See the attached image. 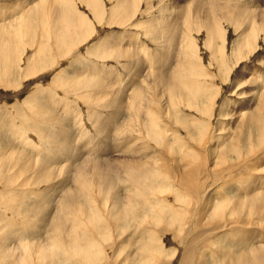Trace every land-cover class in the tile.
I'll return each mask as SVG.
<instances>
[{"label": "bare ground", "instance_id": "bare-ground-1", "mask_svg": "<svg viewBox=\"0 0 264 264\" xmlns=\"http://www.w3.org/2000/svg\"><path fill=\"white\" fill-rule=\"evenodd\" d=\"M25 1L14 3L13 0H1L2 3H0L1 9H5V18L8 20L16 19L0 24V87L10 86L6 89H12L18 83L15 78L17 77L16 70L21 65L19 63L21 55L18 52L20 46H32L35 37H38V40L39 37L47 39L44 45L41 43L39 48L37 46L38 50L35 51L33 59L31 57L29 60L26 59L28 61H25L26 73H23V78L27 77L28 79L32 77L33 73L44 70V68L46 70L51 68L58 70V68H61L58 64L64 63L67 59L76 55L72 53L74 47H81L85 42H89L98 36V33L95 32L94 23L90 20L89 12L86 9H90L88 10L92 12L94 21L100 26L104 25L103 28L108 27L111 29L113 26L124 25V21L127 20L129 15H133L134 11L137 10V6L143 0H110L111 5L106 11L104 5H102L103 0L100 2L98 0ZM76 5L85 8L87 14L82 15L78 12L72 14L69 7L76 8ZM150 5L152 6V4ZM158 5L159 10L162 11L159 17L163 19V27L156 28L155 34L157 38L162 35H165V37L161 48L155 54L151 51V61L148 63L151 65V69L148 72H146L145 63L140 58L139 52H132L130 48V44L134 42L131 43L127 39L125 45L120 46L121 40L118 35H116L117 40L113 39V42H111L115 36L111 31L102 37L103 40L99 38L93 45L85 49L87 51L84 52L85 54L81 53V58L85 55V57L93 59L99 58L101 61L113 59L112 62H115L112 64L113 66L120 65L122 67L121 71L124 67L122 73L121 71H112L108 75V80L107 78L98 79L99 77H97L81 81L80 84L74 81L78 79L74 76L71 80H64L65 76L62 79L63 71L57 73V80H59L57 85L62 86V90H65V87L67 88L63 85L68 83L67 91L69 92L76 93L74 89L78 85L81 88V91L78 89L80 91L77 92L78 97L90 109V115L84 113V119L89 121L88 124L94 125V134L89 135L88 139H84L85 146L76 147V153H73L72 146L71 149L66 150L63 144L60 145L57 142L50 145V148H53L56 154L62 156L60 161L64 162V166L66 164L65 168L63 166L64 171L69 173L68 177H73V181L67 178L68 180L55 181L44 188V191L50 189L52 191H64L58 210H54L53 214H50L51 217L53 216V220L45 242L33 243L35 240L30 237L26 245L19 246L17 242H11L14 240L10 239L11 229H3V233H0V246H3L0 250V264H108L111 258L106 247L114 242L117 243V248L114 250L116 254L114 262L117 264H137L147 257H149V261L145 264H264V232L259 228H264V176L262 175L264 172V126L262 125L258 129L255 125L256 131L252 129L255 135L252 134L253 136L246 137V143L241 138L243 134L242 125L254 121L255 112L259 113L257 117L261 116L262 105H264V92L261 94V106L257 105L258 108L255 111L252 112L249 108L244 111V107L241 109L244 112L237 114L238 122L242 124L237 125L234 131L228 133L225 137L218 138L221 142L219 140L214 148L208 145L209 154H216L217 152L218 156L214 159L210 158L209 162L206 154L198 151L196 153L197 159L191 157L190 152L186 153L184 151L186 155L184 166L175 157L168 160L165 158L164 153L169 152L172 142L166 137L165 133L170 128L165 125L163 127L156 125L155 131H153V123L158 122L159 116L166 119H172L173 116H176L177 124H181L184 119L181 117L182 115L178 116V113L173 111L172 96L176 97V101L180 100L177 103H181L183 96L181 94L184 93L187 86H190L193 90L187 91L182 103L185 107L196 112L197 117L191 118L194 121L185 120L184 122L196 127L201 125L197 132L201 136L200 139L204 138L207 132V130L204 132V129L209 124L203 122L205 117L210 114V111L218 114L219 110L217 111L218 104L213 106L211 103L214 96V89L212 90L214 85L211 76L214 78V74L212 75L206 69L207 65L196 62L194 59L195 37L193 33L200 32L201 34V28H203L205 34H202L207 39H205L204 45L210 47L209 44L213 40H218L221 37L220 34H224L221 26L222 21L236 22L238 20L233 12L239 11L259 15L261 23L256 27L254 25L247 26L240 35V43H237L240 44L239 50L243 52L252 43L250 42L249 32L252 33L257 27L264 28V13L258 14L256 11H247L249 9L239 8V3L230 4L228 0H158ZM14 11H18L19 15L15 17ZM205 13L207 14L205 15ZM156 17L153 16L150 21H157ZM3 30H15L17 32L16 37L9 41H3L1 33ZM152 30L154 31V29ZM217 43L219 44V42ZM126 44L129 46L126 47ZM169 44L174 45L170 51L168 50ZM215 44L214 47H216ZM134 46L144 47V44H134ZM220 46L222 48V45ZM197 48L198 51L199 48ZM219 48L212 49V55L209 59L211 66L212 64L217 65ZM71 53L73 55L68 57ZM39 56L42 58L40 63L35 61L37 59L35 57ZM122 58L124 59L123 62ZM75 60L78 63V56ZM230 60L232 61V59ZM55 66L56 68H54ZM36 67H39V69H36ZM132 71L134 72L132 73ZM225 71L227 72V70ZM211 72L213 73V71ZM194 73H196L198 80L194 79L193 82H189L192 79L184 80V78H191L190 74ZM124 76L128 80L130 78L129 84L131 87H129L131 89L134 87L132 93H129V87L127 90V88L118 85L121 77ZM112 78L114 79L113 83L111 82ZM204 78L205 80L207 78V80L205 82L201 81ZM122 80L124 79L122 78ZM224 81L225 79L221 80V82ZM243 81H245L244 77ZM184 83H187V86ZM238 83H241V81ZM50 84L52 83L50 82ZM180 87H184V90L183 88L178 90ZM36 88L40 90L41 85L40 87L37 85ZM201 89L208 91L205 102L201 101L204 93L201 92ZM154 95L155 98H152ZM251 97L253 96L251 95ZM187 100L192 101L188 103ZM93 105L100 107V109L95 110ZM38 110L42 112L40 109ZM224 110L223 112H225ZM29 111L33 117L42 116L36 109ZM126 113L129 117L135 116L140 119L136 132L143 133L148 141L151 136L156 138L163 136L161 143H159L163 147L166 146L161 152L162 159L158 160L155 153H150L152 154L151 159L144 160L133 157L136 151L130 148L137 138V135H135L137 133L132 134L130 131L127 132L130 134L126 135V133L123 134L126 130L120 129V127H127V124L121 121ZM48 116L49 119L55 122L59 115L51 114ZM262 119L260 120L262 121ZM129 120L132 119L129 118ZM61 123L63 124V121ZM99 134H103L107 140H101L97 136ZM74 136L68 135L71 138ZM188 136L192 137L190 131ZM255 136L256 140L254 139ZM96 137H98V140ZM94 139L97 141H94ZM210 139L212 138L209 136ZM80 141L82 140L80 139ZM222 143L228 145L221 149ZM90 144L91 147L88 148ZM202 145L205 146L206 144ZM118 152L121 153L120 155L130 153L127 154L128 156L120 157L115 154ZM122 152L124 153L122 154ZM23 153L6 151L2 154V166H16V171L14 174L8 173L7 179L0 180L1 191L6 192L10 184H13L17 190H35L38 178L44 181L52 180L53 175L50 167H47L51 166V163L50 165L37 164V161H33ZM17 155L19 156L15 157ZM20 157H22V160ZM222 166L229 168L225 177L217 173L219 167ZM25 168L32 171V174L33 171L37 170V173H34L35 178L26 177L23 180H18L17 176L23 174ZM55 175L58 174L55 173ZM113 176H117V178L114 179ZM220 181H222L218 188L220 190L233 182H239L244 188L246 187V191L242 190L239 196L236 194V198L233 195V198L230 199H227L228 195L218 191L221 195L217 201L218 198L212 192L216 189L215 183ZM166 184L172 188V192L163 187ZM4 197L3 199L0 197V201L3 204H8ZM85 199L89 201V204L93 202L92 212L91 208L89 209L88 205L83 203ZM138 201H143L140 210L138 209ZM39 213L41 212L39 211ZM92 217L99 219H93ZM250 218L256 221L254 227L245 225ZM12 220L17 222L16 217H13ZM111 231L113 236L110 234ZM32 232L33 230L29 231V233ZM165 235H170L167 239V245L163 242V236L165 237ZM240 241L249 243L250 250L249 253L241 251L242 254L239 258L233 252L235 250H227L225 247L240 244ZM257 241H260V243ZM219 243H223L225 246H216ZM126 247L133 249L134 253L128 252L123 256L121 251H124ZM137 251L138 254L136 255ZM231 252L232 254H230ZM134 257L136 259L132 262Z\"/></svg>", "mask_w": 264, "mask_h": 264}, {"label": "rangeland", "instance_id": "rangeland-1", "mask_svg": "<svg viewBox=\"0 0 264 264\" xmlns=\"http://www.w3.org/2000/svg\"><path fill=\"white\" fill-rule=\"evenodd\" d=\"M19 1H23V0H13L14 3L19 2ZM26 1L30 2L32 0H26ZM100 1L101 0H98V2H100ZM228 1L230 4L239 3L240 4L239 8H245L246 10L249 9L247 11H254V12L256 11V13H258V14H260L262 12L264 13V0H228ZM0 3H2L1 0H0ZM110 3H111L110 0H103L102 5H104L105 11H106V9H108L110 7V5H111ZM150 4H152V6ZM248 6H249V8H248ZM69 9L71 10L72 14H74L75 12H78V14H82V15L87 14L86 10L89 12L88 13L89 18L94 23L95 32L98 33V36L94 38L95 40L92 39L89 42H85V44L84 45L82 44L83 46L81 45V47H76V48L74 47L75 50L73 49L72 53L76 54V55H73L72 53L69 54L68 57H70L71 55H73V57L67 59L64 63L58 64L59 67L61 66V68H58V70H55L53 68L46 70L44 68V70H41L37 73L32 72L33 73L31 75L32 77H30L28 79H27V77H25L26 78L25 79L22 77L23 73H26V70L24 68L25 61L27 62L30 59V57L33 59L35 51L38 50L39 46H41V43H42V45H44V43L47 42L46 38L39 37V40L41 41L40 42L38 40V37H35L37 40L35 38L33 39L32 43H34V44H32V46L30 45L31 47L30 46H26V47L20 46L21 48L18 49V52L20 53L21 58H20V55L18 52H17V54L20 58L19 63H21V65H19L18 69L16 70L17 71L16 72L17 77L15 78V80H17V82L19 84L16 83V86L13 87L12 89H6L10 86L0 87V163H1L0 164V180L2 181V180L7 179L8 173L14 174L16 171V169H15L16 166H10V167L5 166V165L2 166V154L6 151L7 152L15 151L16 153H19V152L23 153L24 152L23 154L25 156L33 159V161H37L38 162L37 164H49L50 165V163H51V166H47V167H50V171L53 175V177L51 178L52 180H50V181H44L43 179L38 178L37 182H36L35 190L34 189H27V191L26 190H17L14 188L13 184H10L8 186L9 189L6 192H3L0 190V197L3 199V197L5 196L4 198H6V200L8 202V204H6V203L3 204L2 201H0V233H3V229L9 230V228H10L11 229V234H9L11 236L10 239H14L11 242L15 241L18 243L19 246L26 245V242L29 241L30 237L35 240V242H33V243L45 242L46 238L48 237L47 233L50 232V230H51V223L53 220V216L51 217V215L53 214L54 210L55 211L58 210V207L61 204L60 199L61 198L63 199L64 191L63 192H60L58 190L52 191V189L44 191V188L47 187L49 184L55 182V181L56 182L57 181H65L68 179L73 181V177L72 176L68 177L69 173L64 171L66 164L64 166V164H63L64 162L62 163V161H60L62 156L59 154H56L55 150L53 148H50V145L57 142L60 145L63 144L64 145L63 147L66 150L71 149V146H72L73 147V153H76V147L85 146V143H83L84 139H88L89 135L94 134V125L88 124L87 122H89V121H85V119H84V113H86L87 115H90V109L87 106H85V102L81 101L82 99H80L78 97L79 96L78 93L81 91V88L78 85L77 86L78 88L76 87L77 90L74 89L76 93H73V91L69 92V91H67L68 90V84H69L68 83L67 85H63V87L67 86V88L65 87L64 88L65 90H62L61 89L62 86L60 87L57 85V81H59V80H57V77H58V76H56L57 73L60 71H63L62 79L65 76L64 80H71V78L74 76L75 78H78L74 81H76L77 83L79 82V84H80L81 81H84L86 79L90 80L91 78L95 79L97 77H99L98 79H106L107 78V80H108V77H109L108 75H110V72H112V71L120 72L122 67L120 65H114L113 66L112 64L115 63V62H112L113 59H111V60L105 59L104 61H101L99 58L93 59V58H90L87 56L85 57V55H83V57L81 58V53L85 54L84 52L87 51L85 49H87L88 47L93 45L95 43V41H97L99 38L102 39V37L104 35H106L108 32H111V31H112V33L115 34V36L112 38L111 42H113V39L117 40L116 35L120 36V38H119L121 40V41L119 40L121 42L120 46H124L125 43L127 42V39L131 43L134 42L133 44H130V48H131L132 52L133 51L139 52V54L141 55L140 58L145 63L144 67L146 68V72H148V70L151 69V65H149L148 63L151 61L152 52L155 54V52L158 51L159 48H161V44L164 43L165 35H162L161 37L157 38V36L155 34L156 28H162L163 27L162 26V20L163 19H162V17L161 18L159 17L160 14H162V11L159 10L158 0H143V1H141L140 5L137 6V8H136L137 10L134 11L133 15H129L127 20L124 21V25L113 26V28H111V29L108 27L103 28L104 25L100 26L96 21H94V16H93L92 12L89 11L90 10L89 8H88L89 10L88 9L85 10V8L80 7L79 5H76V8L69 7ZM0 11H1L0 24H4L6 22L16 20V19H11V20L6 19L4 16L5 9H1V7H0ZM14 13L15 14L17 13V15L14 14L15 17L19 15L18 11L17 12L14 11ZM206 14L207 13H205V15ZM233 15L235 16V18H238V20L236 22L222 21L221 26L223 27L222 29H223L224 34H220L221 37L218 35V37H220V38L218 40H213L212 41L213 44L212 43L209 44L210 47H208L207 45H204L205 41L207 39H206L205 35H203V34H205L203 28H201V30H202L201 34H200V32L199 33H196V32L193 33V35L195 37L194 38L195 39V48H194L195 53H193V55L195 57L194 59L196 60V62H200L203 65H207L206 69H208L212 75L214 74L213 75L214 78L211 76V79H212V82L214 85L212 88V90L214 89L213 90L214 96H213V100L211 101V103L213 106L218 104L217 105V111L219 110L218 112L221 113L222 115L221 114L219 115V113L217 114V112H211L210 111V114L212 115V113H213V115L211 116L210 114H208L203 121L204 123H206V122L209 123V124H207V127L204 129V132H205V130H207V132L205 133L204 138L200 139L201 136L199 135V133L197 131L199 130V127L201 125H198L196 127V126H192L190 123L184 122L185 120L186 121H188V120L194 121L191 118L197 117L196 116L197 114H195L196 112L185 107L184 103H182V102H184L185 95H186L187 91L193 90V89H191L192 87L187 86V83H184V85H186L188 89L185 87L187 90L185 89L184 93L181 94V95H183L181 98V103H177V102H180V100L176 101V97L172 96L173 111L174 112L176 111L175 113H178V116L182 115L181 117H183V119H184L181 122V124L180 125L177 124V122L175 120L176 116H173L172 119H170V118L166 119L165 117L159 116L158 122L153 123V131H155L156 125L158 127H160V126L163 127V125H165V126H168V128H170L167 131V133H165V134H166V137L169 138V140H171L172 146L169 148V152L167 154L164 153L165 158H167L169 160V158L175 157V158H177L178 161H180L181 165H183V166H184V161L186 160L185 152L186 153L190 152V154L192 155L191 157H193V158L196 157V159H197V154H196L197 151L203 152L208 157V162H209L210 158L214 159L215 157H218L217 152H216V154L213 153L214 155L209 154L208 145L211 148L212 147L214 148V145L221 139V137L223 138L226 135H228V133L234 131L236 126L241 123V122L240 123L238 122V115L237 114H240V112L243 113L247 108H249V110L253 112L258 108V106H261V100H262L261 94L264 92V32H263L264 28L257 27V29L255 31L253 30L252 33L250 31L249 32L250 33V42H252V43H250V46L248 47L249 50L246 49L243 52L239 50V45H240L239 43L241 40L240 35L243 33L244 29L249 25H254V27H256L258 24L261 23V18L259 15H253L250 13L239 12V11L233 12ZM153 16L154 17L157 16L156 17L157 21H150V19ZM109 29H110V31H109ZM152 29H154V31ZM129 32L131 34L127 35L126 33H129ZM1 33H2L3 41L12 40L16 37V34H17V32L15 30H3V31H1ZM193 35H191V36L193 37ZM226 36H228V37H226ZM123 37L124 38L126 37V38L124 39ZM224 39H225V41H224ZM217 42H219V44ZM237 42H239V43H237ZM54 43H56V42H54ZM234 43L236 44V46L238 48L235 46ZM134 44H136V45H139V44L143 45L144 44V47L134 46ZM214 44L216 47H214ZM220 45H222V48ZM37 46H38V48H37ZM127 46H129V45L126 44V47ZM173 47H174L173 44H169L168 50L170 51L171 48H173ZM197 47L199 48L198 51L196 50ZM217 47H220L218 50L219 54H217L218 55L217 65L212 64V66H211L209 63L210 62L209 59L212 55L211 52H212V49H214V48L217 49ZM23 49H24V51H23ZM230 49L232 52L230 51ZM32 51H33V53H32ZM24 52H25V54H24ZM79 54H80V56H79ZM196 54H198V55H196ZM226 54H228V55L226 56ZM229 54H232V55H229ZM55 55H56V53H55ZM77 56H78V63L75 60L77 58ZM234 56H235V58H234ZM244 56L246 57L245 59H244ZM22 58H24V59H22ZM35 58H37L35 61H37L38 63L42 62L41 56L35 57ZM26 59H28V60H26ZM230 59H232V61ZM219 60H220V62H219ZM238 60H240V61L238 62ZM123 61H124V59L122 58V62ZM85 63H86V65H85ZM38 66L40 67V65H38ZM56 66L54 68H56ZM39 67H36V69H39ZM220 67L221 68L223 67L222 68L223 70ZM123 70H124V67H123ZM224 70H227V72L226 71L224 72ZM122 71H121V73H122ZM134 71H136V69H134ZM134 71H132V73ZM211 71H213V73ZM88 72H89V74H88ZM94 72H96V73H94ZM78 73L83 74V75H79ZM85 73H87V74H85ZM91 73H93L94 75H92ZM216 73H217V75H216ZM223 73L226 75L224 76ZM220 74H222L221 75L222 79H225L224 82H221L222 79H221ZM80 76L83 78H81ZM190 76H191V78L190 77L186 78V79L184 78V80L188 81V80L192 79L189 82H193L194 79L198 80L196 73L190 74ZM3 77H5V76H3ZM218 77H219V79H218ZM241 77H242V79H241ZM243 77H244L245 81H243ZM247 77L249 78V80ZM122 78L124 80H122ZM206 80H207V78H206ZM206 80L204 78L201 81L205 82ZM129 81H130V78L128 80V78L126 79L125 76L121 77V81L118 85L121 87L127 88V90H128V87L130 86ZM239 81H241V83H238ZM50 82L52 84H50ZM111 82L112 83L114 82L113 78L111 79ZM251 82H253V83L251 84ZM37 85L39 87L41 85L40 90H37L38 89V88H36ZM49 85H51L52 87L50 86L48 88L47 86H49ZM244 86H246V87H244ZM56 87H58V88H56ZM130 87H129V93H132L134 91V87L132 89ZM182 88L184 90V87H180V88H178V90L182 89ZM249 88H250V90H249ZM59 89H61V90H59ZM246 89H248V90H246ZM201 92L202 93L204 92L202 94L201 101L205 102V99H207V96H208V91H206L205 89H201ZM218 92H219V94H218ZM204 94L206 96H203ZM251 95L253 97H251ZM152 98H155V95ZM251 98H253V99H251ZM174 99H175V101H174ZM191 101L192 100H187L188 103ZM178 105H180V106H178ZM218 106H219V108H218ZM262 106H263V111H262L261 116L257 117V115H259V113L255 112L256 116L254 117V121L252 120L249 123L242 125L243 134L241 135V138H243L244 143H246L248 137L255 135L253 130L256 131V126L258 129H260V127L262 125L264 126V119H262V118H264V105H262ZM93 107H95V106L93 105ZM242 108H244V111H241ZM32 109L33 110L36 109L38 112H40L38 110V109H40L42 111V112H40L42 114V116H40V117L39 116L38 117L31 116L32 113L29 110H32ZM98 109H100V107H95V110H98ZM223 109H225L224 111L226 113L223 112ZM226 109H227V111H226ZM105 111H107V110H105ZM220 111H222V112H220ZM233 112L235 115L233 114ZM51 114L52 115H55V114L59 115L55 122H53L52 119H49L48 115H51ZM214 114H216V115H214ZM208 116H210V117L208 118ZM122 118H121V121H124V123L127 124L126 128L120 127V129L126 130L123 132V134L126 133V135H129L130 133L128 134L127 132H130V131L132 134L134 132L137 133L136 129H138V125L140 124V119L139 118L137 119V117H135V116L129 117L127 113H126V116H124ZM129 118L132 120H129ZM43 119H45L46 121H44ZM163 119H164V121H163ZM212 119H214V120H212ZM260 119H262V121ZM60 120L63 121V124L61 123ZM171 120H173V121H171ZM166 121H168V122L166 123ZM157 123H159V124H157ZM257 123H258V125H257ZM210 126L212 129L210 128ZM215 129L217 132L215 131ZM132 130H135V131H132ZM189 131L191 132L192 137L188 136ZM214 132H216V133L213 134ZM67 134L69 136L70 135H72V136L75 135V136L71 138V137H68ZM99 135H102V136H99ZM99 135H97V136L101 140H103V139L107 140V138L103 134H99ZM135 135H137V138L132 143L131 148H130L131 150L136 151V154H134L133 157H137V159L140 158V159H144V160L145 159H151L152 154H150V153H155L156 154L155 156L157 157L158 160L162 159L161 152H163V149L166 146L163 147L162 145H159V143H161V139L163 136H161L159 138H156L155 136H151L149 138V141H148V139L145 137V135L143 133H137ZM209 136L213 140L212 139L209 140ZM98 137H96L97 140H98ZM214 137L215 138L217 137V139H215ZM218 138H220V139L218 140ZM80 139L82 141H80ZM95 139H94V141H97ZM254 139L256 140V136ZM209 142H211V143H209ZM213 142H215V143H213ZM220 142H221V140H220ZM201 143L204 145L206 144V145L203 146ZM226 145H228V144L222 143L221 149L225 148ZM63 147H62V149H63ZM89 147H91V144L88 146V148ZM64 149H63V151H65ZM156 150H158V151H156ZM59 152H61V151H59ZM183 152H184V154H183ZM123 153L124 152H122V154ZM128 153H130V152L124 153L123 155H120L121 153H119V152L115 153V154H117V156L123 157L124 155L128 156L129 155ZM18 156L19 155L15 156V157H18ZM130 157H132V156H130ZM229 157H230V155H229ZM232 157L234 158L233 155H232ZM20 159L22 160V157H20ZM63 166H64V168H63ZM25 169L26 170L23 174H20L17 176L18 180H23L26 177H29L31 179L35 178L34 176L37 173L36 172L37 170L33 171L35 174L34 173L32 174V171H30L28 168H25ZM228 169L229 168H227L225 166L219 167V169H218L219 171L217 170V173H220V175L225 177V174H227ZM221 171H223L224 173ZM55 173L58 175H55ZM262 175L264 176V172ZM113 178L115 179V178H117V176H113ZM221 182L222 181L215 183V188L217 189V191L215 189L212 192L213 195L216 196V198H218L217 201L219 200V196L221 195V193L228 195L227 199L233 198V195H234V198H236L235 195L237 194L239 196L240 191L245 190V188H246V187L244 188V186H242L239 182H233L232 184L225 186L226 188H222L223 190H220L218 188L220 187L219 184ZM256 184H257V182H256ZM0 187H2L1 184H0ZM163 187L165 189H169L172 192V188L169 185L166 184ZM218 191L221 193H219ZM58 192H59V194H57ZM2 195H3V197H2ZM230 195H232V196H230ZM142 202L143 201H138V209L139 210L141 209ZM83 203L88 205V208L89 209L91 208V212H92V210H93L92 207L94 206L93 202H92V204H89V201H87L85 199ZM66 207H65V209H66ZM45 209H46V211H45ZM39 211L41 213H39ZM148 211H149V209H148ZM47 212H49V213H47ZM43 214H44V216H43ZM27 215H29V216H27ZM48 215H49V217H48ZM13 217H16L17 222H14L12 220ZM47 218H48V221H47ZM93 219H99V218L94 217ZM44 221H46V222H44ZM245 225L250 226V227H254L256 225V221L253 218H250L246 221ZM259 228L264 232V228H261V227H259ZM30 230H33V232L29 233ZM34 230H36V231H34ZM110 234L113 236L112 231L110 232ZM2 236H3V234L1 235V237ZM169 237H170V235H165V237L163 236V242L165 243V245H167V239H169ZM113 239H114V237H113ZM232 241H236V240H232ZM257 242L260 243V241H257ZM239 243L240 244H235V245L229 246L230 248L227 246L225 248L227 250H231V249L235 250L233 252L236 253L237 256L240 258L241 254H242L241 251L248 252L250 250V244L243 242V241H240ZM216 246L223 247V246H225V244L219 243V244H216ZM2 248H3V246L1 245L0 250H2ZM116 248H117L116 242L111 243L109 246L106 247L108 255L111 258V260L108 261V264H117L116 262H114V256L116 255L114 253V250ZM128 252L134 253L133 249H130L128 247H126L124 251H121L123 256ZM137 254H138V251L136 252V255ZM230 254H232V252ZM136 257L133 258L132 262L135 261ZM148 261H149V257H147L144 260H141V262L137 263V264H145ZM124 263H126V262H124Z\"/></svg>", "mask_w": 264, "mask_h": 264}]
</instances>
